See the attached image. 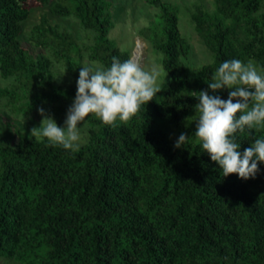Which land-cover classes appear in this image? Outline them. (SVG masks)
<instances>
[{"label": "trees", "instance_id": "16d2710c", "mask_svg": "<svg viewBox=\"0 0 264 264\" xmlns=\"http://www.w3.org/2000/svg\"><path fill=\"white\" fill-rule=\"evenodd\" d=\"M156 10L139 35L162 56L168 81L127 122L82 124L76 151L30 138L7 121L0 138V259L18 264H264V163L254 179L224 177L195 137L191 92L220 64L251 60L264 74V0H214L191 20L213 55L190 68L177 5ZM77 21L79 35L43 14L20 40L32 5ZM112 0H0V102L15 117L44 108L63 126L79 68L131 57L109 38ZM210 94H212L210 92ZM218 94L227 100L229 90ZM181 133L191 137L177 149ZM264 139V124L235 133L240 151Z\"/></svg>", "mask_w": 264, "mask_h": 264}, {"label": "clouds", "instance_id": "9594fccd", "mask_svg": "<svg viewBox=\"0 0 264 264\" xmlns=\"http://www.w3.org/2000/svg\"><path fill=\"white\" fill-rule=\"evenodd\" d=\"M159 75L158 66L145 70L135 55L123 62L113 56L107 67L95 62L85 64L79 68L76 97L64 127L40 108L41 126L32 128L30 138H46L54 146L76 151L81 139L78 125L89 116L105 125L117 119L127 122L160 93ZM206 83L208 89L189 93L199 101L195 115L187 119L195 120L196 130L191 137L219 164L224 177L235 174L241 180L254 179L258 165L264 163V139H255L241 153L235 133L264 124V74L258 72L254 61L245 64L238 59L226 60ZM224 89L229 90L227 100L216 94ZM191 137L181 133L175 147L182 148Z\"/></svg>", "mask_w": 264, "mask_h": 264}, {"label": "rangeland", "instance_id": "374dc122", "mask_svg": "<svg viewBox=\"0 0 264 264\" xmlns=\"http://www.w3.org/2000/svg\"><path fill=\"white\" fill-rule=\"evenodd\" d=\"M113 1V16H114V28L109 34V38L114 40L122 50H128L131 52V57L134 56V52L138 45V41H141V53L139 56L140 62L145 70H149L153 65L158 66L160 71L157 84L161 87L168 81V76L163 70L162 56L157 53L152 46L144 40L139 31L146 27L154 18L156 12L151 6L147 5L144 0H112ZM175 4L179 8V20L178 26L180 33L188 40L191 45V50L188 57L185 59L186 64L192 69H198L203 65L209 64L213 60V55L205 46L201 38L197 35L194 24L191 20V12L194 7L199 5L209 12H213L215 9L214 0H164ZM47 14L49 21L52 25L58 24L65 26L69 30L73 31L76 35H79V26L75 19L70 17H57L52 15L48 8H42L36 5H32L29 19L23 24V31L20 37L24 46L29 47L32 52L36 53L37 49L30 46L29 35L32 27L38 24L42 15ZM88 64V63H86ZM77 84V83H72ZM1 86V82H0ZM48 114L47 110L44 109ZM42 117L39 111L32 112L27 118L15 117L12 113H9L8 109L3 106V102H0V138L14 141L15 134L11 127L6 122L10 121L18 125L24 133L31 134L32 128L40 127ZM55 120V118H54ZM57 123V121L55 120ZM58 125V123H57ZM63 128V126L58 125ZM0 264H18L16 262L5 261L0 259Z\"/></svg>", "mask_w": 264, "mask_h": 264}, {"label": "bare ground", "instance_id": "6f19581e", "mask_svg": "<svg viewBox=\"0 0 264 264\" xmlns=\"http://www.w3.org/2000/svg\"><path fill=\"white\" fill-rule=\"evenodd\" d=\"M141 44H142L141 41H138V45L136 47L137 50H135V52H134V55L137 56L138 58H139L140 53H141V46H142Z\"/></svg>", "mask_w": 264, "mask_h": 264}]
</instances>
